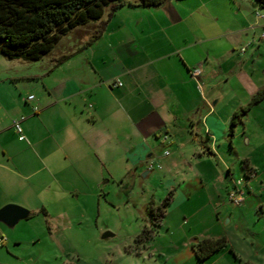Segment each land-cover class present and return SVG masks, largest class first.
Masks as SVG:
<instances>
[{
	"label": "crops",
	"instance_id": "obj_1",
	"mask_svg": "<svg viewBox=\"0 0 264 264\" xmlns=\"http://www.w3.org/2000/svg\"><path fill=\"white\" fill-rule=\"evenodd\" d=\"M79 37L78 50L39 73L0 69V209L37 201L48 214L56 188L79 187L71 179L96 188L142 174L154 196L172 193L142 244L162 264H264L233 240L253 213L263 223L264 97L251 103L264 91V9L255 0L126 3ZM25 79L40 81L34 103L14 91ZM244 163L251 178L236 176ZM236 185L248 188L240 217L227 199ZM223 236L236 255L229 247L197 260L196 242Z\"/></svg>",
	"mask_w": 264,
	"mask_h": 264
},
{
	"label": "rangeland",
	"instance_id": "obj_2",
	"mask_svg": "<svg viewBox=\"0 0 264 264\" xmlns=\"http://www.w3.org/2000/svg\"><path fill=\"white\" fill-rule=\"evenodd\" d=\"M108 11L110 9L105 14ZM95 24L91 22L71 31L41 61L26 62L0 56V69L21 76L39 73L47 63L49 65L51 61L78 50L86 39L79 36L92 33ZM20 83L19 89L12 87V90L22 98L33 94L40 81L25 79ZM238 167L237 177L251 178L245 174L249 165ZM70 182L79 187H71L69 193L56 188L52 203L47 204L48 214L40 209L37 201L16 204L28 209L31 216L13 229L0 223L7 238L0 248V264H162L163 260L151 255L149 248L143 246V240H137V236L145 227L154 228L156 216L151 206H161L168 195L154 196L152 189L155 184L143 178L142 174L136 179L128 176L122 180H103L96 188H90L81 180L71 179ZM243 205L230 204V208L240 217L242 212L239 210ZM261 216L264 219V215ZM251 217L247 219L249 223L241 224L233 240L241 254L248 256L251 251H258L260 256H264V221L257 222V213ZM228 220L229 217L225 222ZM105 232L114 236L103 239ZM157 241L158 247L161 240ZM180 246L177 245V249ZM183 262L190 264L187 259Z\"/></svg>",
	"mask_w": 264,
	"mask_h": 264
},
{
	"label": "trees",
	"instance_id": "obj_3",
	"mask_svg": "<svg viewBox=\"0 0 264 264\" xmlns=\"http://www.w3.org/2000/svg\"><path fill=\"white\" fill-rule=\"evenodd\" d=\"M167 0H0V56L10 60L21 59L37 62L53 52L61 39L71 31L91 22H99L106 11L116 10L126 3L152 8L163 5ZM264 9V0H255ZM98 33L94 34L97 38ZM69 56H63L58 63ZM264 91L256 94L251 104L259 102ZM238 118L237 115L234 117ZM245 167H248L244 163ZM172 193L161 206L152 205L156 221L161 219L170 205ZM153 232L145 227L137 240H148ZM230 247L226 236L206 238L193 245L197 260L205 261ZM231 252H234L230 247ZM236 255V254H235ZM241 264H251L242 262Z\"/></svg>",
	"mask_w": 264,
	"mask_h": 264
},
{
	"label": "built area",
	"instance_id": "obj_4",
	"mask_svg": "<svg viewBox=\"0 0 264 264\" xmlns=\"http://www.w3.org/2000/svg\"><path fill=\"white\" fill-rule=\"evenodd\" d=\"M247 47H242L241 51L242 52H246ZM202 74V69L201 68H196L194 70L191 71V75L194 79L199 80V78L201 77ZM117 85H122V83H117ZM27 100L31 103H34L36 101V97L35 95L31 94L27 97ZM34 112H38L39 111V107L37 105H34L33 107ZM14 128L19 136V140L24 141L26 140V136L23 132V128L21 125V121L20 120H15L14 123ZM153 168V165H150V169ZM247 193H248V188L246 187V185H241L238 186L236 185L234 188H232L231 190H229L228 195H227V199L229 201L230 204L235 205V206H241L246 202V198H247ZM7 240V238L2 235L0 236V247H2L5 243V241Z\"/></svg>",
	"mask_w": 264,
	"mask_h": 264
},
{
	"label": "water",
	"instance_id": "obj_5",
	"mask_svg": "<svg viewBox=\"0 0 264 264\" xmlns=\"http://www.w3.org/2000/svg\"><path fill=\"white\" fill-rule=\"evenodd\" d=\"M30 215L31 212L28 209L16 204H8L0 209V223L10 229H13L20 221L28 219ZM113 236V233L105 232L102 238L106 239Z\"/></svg>",
	"mask_w": 264,
	"mask_h": 264
}]
</instances>
